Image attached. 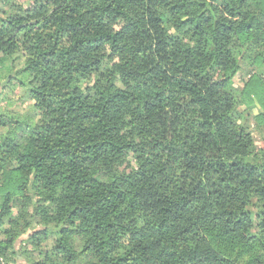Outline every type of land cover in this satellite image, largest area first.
I'll list each match as a JSON object with an SVG mask.
<instances>
[{
  "label": "trees",
  "instance_id": "1",
  "mask_svg": "<svg viewBox=\"0 0 264 264\" xmlns=\"http://www.w3.org/2000/svg\"><path fill=\"white\" fill-rule=\"evenodd\" d=\"M0 2V257L264 264V0Z\"/></svg>",
  "mask_w": 264,
  "mask_h": 264
},
{
  "label": "rangeland",
  "instance_id": "2",
  "mask_svg": "<svg viewBox=\"0 0 264 264\" xmlns=\"http://www.w3.org/2000/svg\"><path fill=\"white\" fill-rule=\"evenodd\" d=\"M15 4H17V8H19L20 10L23 9H27L33 2V0H13ZM10 3L8 2H0V16L4 15V12L7 13H15L17 12L18 9L12 8L10 5ZM248 74H242L239 73L235 79H234V85L235 87H241L245 80L248 78ZM17 88L14 87V91L10 92L11 96H14L15 98L18 97L17 95ZM4 96V95H3ZM6 100L1 101V104L5 103ZM33 106V101H30L29 99H26V101H22V100H18L16 101V103L14 104V108L18 109L20 112H26L29 109H32ZM248 122H250V129L253 132V137H254V141H255V146L258 149H264V128H259L256 121L254 120L253 116H249ZM54 243L53 238H43L42 243H41V247L43 249H48L52 246V244ZM34 247V246H30ZM32 249V248H31ZM37 249V248H36ZM25 263V262H24ZM27 264V263H25Z\"/></svg>",
  "mask_w": 264,
  "mask_h": 264
},
{
  "label": "built area",
  "instance_id": "3",
  "mask_svg": "<svg viewBox=\"0 0 264 264\" xmlns=\"http://www.w3.org/2000/svg\"><path fill=\"white\" fill-rule=\"evenodd\" d=\"M0 264H9L3 257H0Z\"/></svg>",
  "mask_w": 264,
  "mask_h": 264
}]
</instances>
